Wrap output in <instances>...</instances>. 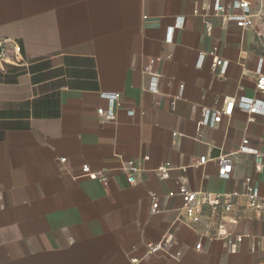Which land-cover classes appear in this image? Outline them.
Here are the masks:
<instances>
[{
    "label": "crops",
    "instance_id": "0c3cea01",
    "mask_svg": "<svg viewBox=\"0 0 264 264\" xmlns=\"http://www.w3.org/2000/svg\"><path fill=\"white\" fill-rule=\"evenodd\" d=\"M216 2L233 0H0V43L9 55L19 45L24 60L0 72V264H264L263 216L244 197L226 226L242 235L236 252L181 210L180 186L241 192L249 176L264 196L251 154H233L228 177L217 162L243 136L264 147V118L248 121L238 103H264L262 19L243 30ZM209 52L227 62L222 75ZM115 92V114L98 115ZM227 96L232 113L203 125L201 109H222ZM129 159L141 168L134 184Z\"/></svg>",
    "mask_w": 264,
    "mask_h": 264
},
{
    "label": "built area",
    "instance_id": "2783aa9c",
    "mask_svg": "<svg viewBox=\"0 0 264 264\" xmlns=\"http://www.w3.org/2000/svg\"><path fill=\"white\" fill-rule=\"evenodd\" d=\"M252 0H233L230 5H223L216 2L214 4L215 13L221 14L228 20L235 21L236 25L245 30L248 27V18L254 16L258 19H262L258 27L254 28V31L258 37L261 38L264 45V8L252 10ZM233 7L239 10L238 13H232L228 8ZM211 55V68L213 72L217 71L220 75L224 73L227 62L221 60L218 56L209 52ZM204 53L200 54L201 58ZM24 62L20 57V47L17 44L13 45V54H7L6 48L0 43V72H7V65ZM255 88L258 91L264 92V73L257 70ZM182 86L180 85V88ZM151 92H157L156 79H152L149 85ZM108 101V108H97L98 115L113 116L115 114L114 108L120 105V94L104 93L102 94ZM236 101L233 97L224 98V106L222 109L211 110L209 108L201 109V120L203 125L213 126L221 120L224 115H230L233 111ZM241 108L248 113V121L254 120L255 114H260L264 118V103L254 99L239 100ZM126 112L132 115L133 109H127ZM175 135V134H174ZM246 153L253 156L255 171H261L264 168V147L252 148L249 146V140L246 136H243L240 144L231 153L220 154L217 157L218 162V175L220 177H228L232 171V158L233 154ZM144 159H147L145 157ZM64 161L65 158H60ZM123 168L129 171L128 181L130 184L136 182V172L141 168L138 166L136 160L129 159L123 162ZM165 170V167H161ZM82 171L90 178H99L105 180L106 175L102 171L93 172L89 169L87 164L82 165ZM178 193L181 195L182 207L181 210L185 218L191 224H199L202 220V232L213 240H221L230 252H236L238 244L242 240L241 234H235L227 231L226 226L235 224L238 221V216L231 215L234 208L237 206V198L244 197L246 205L250 210L257 211L263 216L264 220V196L259 193L258 188L253 184L251 177L246 176L243 180V190L241 192H196L188 189L186 186H180ZM150 211H155L158 208L159 202L156 196H151ZM213 229L216 231L212 232ZM172 239L171 234H167L156 243L152 249H157L166 246ZM201 243L195 244L196 249H200Z\"/></svg>",
    "mask_w": 264,
    "mask_h": 264
}]
</instances>
